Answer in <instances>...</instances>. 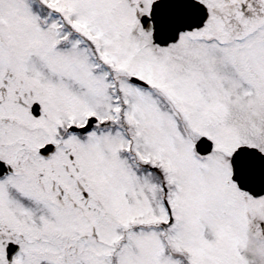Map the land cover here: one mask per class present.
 Here are the masks:
<instances>
[{
    "label": "snow or ice",
    "instance_id": "1",
    "mask_svg": "<svg viewBox=\"0 0 264 264\" xmlns=\"http://www.w3.org/2000/svg\"><path fill=\"white\" fill-rule=\"evenodd\" d=\"M0 264H264V0H0Z\"/></svg>",
    "mask_w": 264,
    "mask_h": 264
}]
</instances>
